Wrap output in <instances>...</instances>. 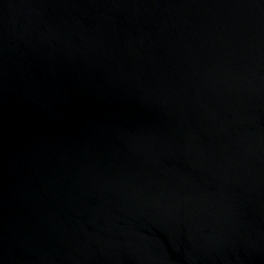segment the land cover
<instances>
[{
  "label": "water",
  "instance_id": "water-1",
  "mask_svg": "<svg viewBox=\"0 0 264 264\" xmlns=\"http://www.w3.org/2000/svg\"><path fill=\"white\" fill-rule=\"evenodd\" d=\"M0 264H264V0H0Z\"/></svg>",
  "mask_w": 264,
  "mask_h": 264
}]
</instances>
